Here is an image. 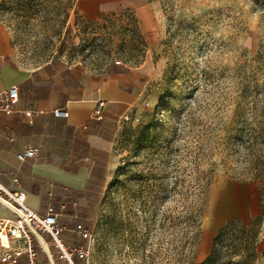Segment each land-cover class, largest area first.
<instances>
[{
	"label": "rangeland",
	"instance_id": "374dc122",
	"mask_svg": "<svg viewBox=\"0 0 264 264\" xmlns=\"http://www.w3.org/2000/svg\"><path fill=\"white\" fill-rule=\"evenodd\" d=\"M147 1L149 29L131 6L91 20L77 0H0L21 68L153 66L122 119L101 195L78 206L89 237L76 264H173L210 181L197 244L183 254L201 262L223 226L250 222L264 201V0ZM257 233L264 264V218ZM21 244L0 229V264Z\"/></svg>",
	"mask_w": 264,
	"mask_h": 264
},
{
	"label": "crops",
	"instance_id": "0c3cea01",
	"mask_svg": "<svg viewBox=\"0 0 264 264\" xmlns=\"http://www.w3.org/2000/svg\"><path fill=\"white\" fill-rule=\"evenodd\" d=\"M77 6L91 20L131 6L145 29L154 26L153 6L147 0H77ZM9 56L8 34L0 25V102L12 85L19 90L14 111H0V186L24 192L27 206L39 213L53 205L63 241L77 247L83 230L78 206L88 208L101 195L122 119L139 102L153 66L144 61L105 72L52 65L27 70ZM99 102L104 105L97 116ZM57 109L68 115L57 116ZM32 146L39 154L19 160L17 155ZM8 213L0 205V219ZM41 242L35 243L41 264H68L48 236ZM18 264H27L25 255Z\"/></svg>",
	"mask_w": 264,
	"mask_h": 264
},
{
	"label": "built area",
	"instance_id": "2783aa9c",
	"mask_svg": "<svg viewBox=\"0 0 264 264\" xmlns=\"http://www.w3.org/2000/svg\"><path fill=\"white\" fill-rule=\"evenodd\" d=\"M19 99V90L16 85H12L0 102V111L10 114L14 111V104ZM104 103L99 102L95 114L99 116ZM29 114V112H26ZM57 116L68 115L64 109L55 110ZM38 147H28L25 151L17 155L18 159L24 161L39 154ZM0 190L6 194V199L15 207L12 213V221L0 219V229L6 228L10 237L22 243L21 245L10 248L4 253L5 264H18L20 258L25 255L27 264H41L38 252L35 247L36 242H41L39 235L43 238L48 236L61 259H65L68 264H76L73 260V252L82 254V248L68 247L62 239L63 227L59 223V213L53 205H48L44 213L30 208L26 204V194L22 191H7L0 186ZM80 236L84 239L89 234L81 230Z\"/></svg>",
	"mask_w": 264,
	"mask_h": 264
},
{
	"label": "trees",
	"instance_id": "16d2710c",
	"mask_svg": "<svg viewBox=\"0 0 264 264\" xmlns=\"http://www.w3.org/2000/svg\"><path fill=\"white\" fill-rule=\"evenodd\" d=\"M210 184L208 181L202 186L188 209L184 244L182 248L176 249L173 264H255L258 259L257 232L264 218V201L261 203L259 215L250 222L232 221L223 226L214 236L211 251L203 261L196 262L193 256H183L187 246L193 249L197 244Z\"/></svg>",
	"mask_w": 264,
	"mask_h": 264
},
{
	"label": "bare ground",
	"instance_id": "6f19581e",
	"mask_svg": "<svg viewBox=\"0 0 264 264\" xmlns=\"http://www.w3.org/2000/svg\"><path fill=\"white\" fill-rule=\"evenodd\" d=\"M0 203L5 207V209H7V211L9 212L7 216H5L4 218L2 219H6V220H10L12 221V218H11V214L13 213V211H15V207L7 200L5 199L4 197H2L0 195ZM9 218V219H7ZM40 241L41 239H43L40 235L38 236ZM44 242V241H43ZM42 243V242H41ZM45 244V242H44ZM46 245V244H45Z\"/></svg>",
	"mask_w": 264,
	"mask_h": 264
}]
</instances>
